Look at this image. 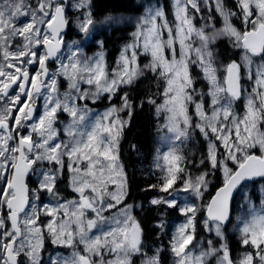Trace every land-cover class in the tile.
I'll list each match as a JSON object with an SVG mask.
<instances>
[{
  "label": "snow or ice",
  "instance_id": "obj_1",
  "mask_svg": "<svg viewBox=\"0 0 264 264\" xmlns=\"http://www.w3.org/2000/svg\"><path fill=\"white\" fill-rule=\"evenodd\" d=\"M139 6L143 14L136 18L131 42L123 45L115 67L110 69L104 41L95 37L102 29L124 23L125 18L106 16L95 20L93 0H35L34 5L29 0H0V52L5 61L0 63V101L4 102L0 107V209L7 210L6 217L0 216V229H4L0 232V264H43V228L53 245L74 249L67 258L50 256L48 264H96L92 256H100L105 247L116 253L107 264H132L133 254L145 257L141 264H160L161 249L151 256L142 252L143 229L133 211L143 205L124 203L130 193L120 163V141L134 108L129 94L124 92L119 106L113 104L90 124L89 110L76 103L89 96L99 99L104 94L111 101L146 72L164 82V102L156 107L158 113H167L165 127L174 139L183 142L190 130H198L209 139L207 154L200 160L206 170L195 177L182 166L183 155L175 149L164 153L167 164L159 191L167 197H153L148 202L176 209L184 216L170 245L177 258L175 264H210L213 257L216 264H264V211L251 209L253 192L264 194V0H232L231 4L229 0H214L215 15L210 9L204 17L207 23L199 28L193 23L196 17L192 10L200 13L208 0H172V22L158 0ZM72 9L81 10L77 28L82 40L66 43L65 30L72 25ZM217 19L222 26L216 27ZM221 38L241 50L240 61L233 60L224 67L223 79L217 75L213 50ZM88 41L100 49L92 57L82 55L81 44ZM141 53L150 57L143 66L139 63ZM49 62L59 67L50 72ZM30 66H36L32 73ZM193 68H199L208 82L210 115L204 94L196 91ZM245 76L254 81L251 91L242 83ZM57 77L67 78L68 91L60 93ZM81 83L91 90L82 91ZM10 90L15 95H10ZM242 97L245 111L238 117L233 104ZM41 98L42 112L37 104ZM148 102L156 104L151 98ZM192 107L198 122L190 115ZM121 112H127L129 119H122ZM61 113L71 117L63 129L70 137L67 142H58ZM65 169L72 174L69 186L78 199L55 207L43 204L42 193L56 201L61 199L59 182ZM217 172L222 174V183L207 203H197L204 200L211 177ZM32 175L37 178L36 187L30 188ZM178 182L182 187H174ZM109 186L115 190L109 191ZM156 187L150 185L149 189ZM36 201H41L42 211L51 218L47 224L37 223L41 208ZM234 202L239 208L249 206L248 217L237 219L242 224L241 243L255 250L246 252L238 262L230 255L226 236ZM121 204L123 207L111 217L115 226L90 236L98 223L108 222L103 213ZM89 210L95 217L85 219ZM61 213L66 219L57 220ZM6 220L11 222L10 230L5 228ZM157 226L163 228V222ZM198 226L214 233L219 247L208 240V248L193 256L189 245L196 238ZM77 244L84 245L83 253L75 250Z\"/></svg>",
  "mask_w": 264,
  "mask_h": 264
},
{
  "label": "rangeland",
  "instance_id": "obj_2",
  "mask_svg": "<svg viewBox=\"0 0 264 264\" xmlns=\"http://www.w3.org/2000/svg\"><path fill=\"white\" fill-rule=\"evenodd\" d=\"M136 4L140 5L142 2H148V0H135ZM171 2V7H172V0H170ZM29 3H32L34 5L35 0H29ZM151 3L155 4L157 3V0H151ZM158 3L160 5L163 6L162 0H158ZM164 7V6H163ZM165 9V8H164ZM212 9V15H215L214 12V0H208V6L204 7L203 10L200 13H195L194 10L193 13L195 15V19L193 20V23L196 27H201L202 25H204L205 23H207V21L204 19L205 16H207L209 14V10ZM166 12V10H165ZM142 8L140 9L139 12L137 13H113V14H109L107 16H113L116 17L117 19L123 17L125 18V22L120 24L119 26H115V27H119V29H121L120 32V37L122 38V40H120V48H119V52H117V55L115 57L114 60L110 61V59L108 58V54H107V49L104 47V54H105V60L107 62V64L109 65V68L111 69L112 67H115V63L117 58L120 55L121 52V48L123 47V45H125L126 43L131 42V33L133 31H135V23H136V18L140 15H142ZM167 14V12H166ZM82 18L81 16V10H76V9H72L69 12V18L72 20V35L71 36H67V34H65V41L66 43H71L73 40H82V34L79 33V30L77 28V18ZM106 17V16H104ZM104 17H100V18H95L93 15V18L97 21H101L104 19ZM167 18L170 22H172L174 20V16H173V9L171 14H167ZM22 19V18H21ZM237 26L240 27L239 22L237 21ZM222 26L219 23V20L217 19L216 21V27H220ZM109 28L107 30H101L100 34L98 36L95 37L96 40H103V32H109L110 29L113 30V28ZM210 30V29H209ZM225 39L229 45L232 47L231 42L227 39V38H221L218 39L215 42L214 45V52L216 53V58H217V64L216 67L218 68V77H220V79H223L224 76V67L230 63L227 62L225 60H223L222 56L219 54L217 48V43L218 41ZM17 43L20 42L19 38H17ZM192 42H193V47L198 46L196 43V37L195 35H193L192 37ZM176 49H177V53H179V43L177 42L175 45ZM81 48H82V55L84 56H88V57H92L94 56L100 49L97 46L96 43L92 42V41H88L85 43L81 44ZM235 49V48H234ZM13 51L15 50L14 48L12 49ZM240 50V49H237ZM64 62L67 63V55H68V49L65 48L64 50ZM240 56H241V50L239 52V57L238 59H236V61H240ZM150 57H146L145 55H143V53H141L140 57H139V63L141 66H143L144 64H147L149 61ZM193 59H195V55L193 53ZM233 61V60H232ZM13 63H16V61H11ZM0 63H5L4 59H3V55L2 52H0ZM59 67L58 63H53L50 66V72H54L57 68ZM29 70L31 71H35L34 67H29ZM12 71H14V69H12ZM192 71V75L195 77L196 79V84H195V88L198 94H204V99H205V104H206V111L208 112V114H211V97L207 94L209 91V85L208 82L204 79L203 77V73L201 72V70L199 68H193L191 69ZM244 73V70L242 69V74ZM58 80V84H59V90L60 93H64L66 91H68V80L65 77H57ZM242 83L244 84L245 88L248 91H251L254 81L252 80H248L247 77L245 76L244 80H242ZM81 90H91L90 86L87 85L86 83H81L80 85ZM18 91V89H17ZM120 93V92H119ZM121 94V93H120ZM10 95H15L14 92H12ZM120 97L121 95H116L112 98L111 101H109V99L107 98V94L102 95L99 99H94L93 97L89 96L88 98L84 99V100H77V106L80 108H84L87 107V109L89 110L88 113V121L87 123H91V121L103 114L105 112L106 109H108L109 107H111L113 104L119 106L120 104ZM162 100H160L159 104H163L164 102V97L163 95L161 96ZM116 99H118L119 101H116ZM38 101L41 102V104L43 105V99H39ZM116 102V103H115ZM4 104L3 101H0V107H2ZM158 104V105H159ZM39 109L40 112L43 111V108ZM245 99L242 97L240 100H237L234 102L233 104V112L238 116V117H242L245 111ZM195 109L194 107H192L190 109V115H192L193 117V121L194 122H198V119L195 115H193ZM16 110L13 109V114H15ZM158 114V116H160L161 120H160V124L159 125V129H158V133L156 138V146L154 148V153H153V159H152V163L150 166H148L144 172V177H148V176H155L156 178L159 179V185L158 187L154 190L153 192V197H167L166 193L160 192L159 191V186L161 183V178L163 177V175L165 174V169H166V164L167 162L163 160V155L165 152L169 151V149H175L179 154L183 155L185 158V164H183L182 166H185L187 168V171L193 176H197L200 174V172L205 171L206 170V165L205 166H201L200 165V160L206 156L207 154V148H208V143H209V139L206 138L204 135L200 134L198 130L196 131H191L190 130V135L189 138L184 139L183 142L181 141H176L174 139V134L169 132L168 129L165 127L166 124V116L167 113L166 112H156ZM39 114V113H37ZM120 117L122 119L127 120L128 118V114L127 112H121ZM59 119L61 121L60 124L57 125V128L60 130V135L58 137V142L59 141H64L67 142L70 140V137L67 136V134L63 131L64 126L66 124H68L71 120V117L67 114V113H61L59 116ZM261 130L264 131V125H261ZM11 143V142H10ZM218 143V147H220L221 149L223 148L222 144ZM257 154H259V152L257 151ZM67 162V161H66ZM157 165H160L159 167H157ZM125 171V170H124ZM126 173V171H125ZM67 175V179H68V184H70V180H71V173L65 169L63 171V174L61 176L62 177ZM148 175V176H146ZM33 176V187H36L35 181H36V176ZM127 176V174H126ZM219 178L221 180L222 183V174L220 172H217L213 177H211L212 183L214 182L213 179L214 178ZM60 179V180H61ZM128 180V177H127ZM220 183V184H221ZM220 186V185H219ZM174 187L180 188L182 187V184H180L179 182L177 183V185H175ZM70 190L72 192H74L72 190V188L69 186ZM114 186H109V191H114ZM210 191H212V184L209 185L208 190L205 193V197L203 201H197V203H207V201L211 198V195L206 196ZM74 196H69V197H65V196H60L61 199L59 201H56L55 199H53L49 194L47 193H42L41 196V200L43 204H48L50 207H55L57 206L58 203H63L66 200H73V199H78V194L74 192ZM214 194V192H213ZM182 195H187V194H182ZM152 197V198H153ZM151 198V199H152ZM189 199H191L190 196H188ZM237 199L239 200V197H237ZM264 200V194H257L255 191L252 194V203H251V209L256 212L259 213L261 211H264V204L261 203V201ZM37 203V207L41 208V212H40V220L37 222L40 225H44L47 224L49 222V220L51 219L50 217H48L43 211H42V204L41 201H36ZM125 203V201H124ZM139 205H143L144 206H149L150 204H139ZM123 207V204L118 205L116 208L110 209V210H106L103 215L108 219L107 223H103V224H99L97 228L93 229L89 235L90 236H95V235H100L101 233L108 231L111 227H114L115 225L113 224L111 217H113L114 215H116L119 212V209ZM161 207L164 209V214L161 216L160 220L157 221L156 226L159 225L161 222H163L164 227L160 228L157 226V230H159V240L156 243H150L147 242L146 239L144 241V237H143V241H142V252L146 253L148 256L154 255L157 249H161L160 251V264H175L176 261V257L174 255V253L172 252L171 249V241H172V237L176 231V228L178 225H180L181 223L184 222V216L182 214L179 213L178 210L173 209V208H168L165 205H161ZM142 207L139 208H135L133 211V215H135L137 217L138 220L139 217L136 214V210H145L148 207H145L143 209H140ZM234 210H233V217L230 220V223L227 224V231H226V236H227V243H228V247L230 248V238L231 235L233 236V239L239 241L238 246L236 248V250L234 251V254L232 255V257H234V261H239L246 252H254L255 250L247 245H243L241 243V233L239 231V228L242 227V224L238 221L237 217H245L247 218L249 215V206L246 204L244 206V208H239L237 207L236 203L234 202V206H233ZM0 216H4L2 214H0ZM198 216L200 217V219H203V214L200 215V213L198 214ZM95 217V213L91 212L90 210L86 213V217L85 219L88 218H94ZM57 220L60 219H66L63 217L62 213L60 215H58L56 217ZM141 223V222H140ZM23 224V215H21V225ZM75 227V226H74ZM5 228L6 229H11L10 226L5 224ZM199 226L197 227V232H198ZM4 230V229H3ZM43 232L45 233L44 236V248L41 251V256H42V261L43 264H48L49 258L50 256H56L57 254L60 257L63 258H67L69 257L72 252L74 251L73 248L70 247H64V246H59V245H53L51 243V237L50 235L47 233V229L43 228ZM196 232V238L192 241V244L189 245V249L191 250V254L193 256L199 255L201 251H204L208 248V244L207 241L208 240H212L214 242V246L219 247L218 243H215L216 241V237L214 235V233H208L207 231L204 230V228L201 226L200 232L197 233ZM78 239V238H77ZM83 249H84V245L83 244H77V248L75 250H79L81 253H83ZM135 256H141V261L145 258L144 256L140 255V254H133L131 256V260H133V258ZM116 257V253L112 252L110 250L109 247H105L101 249V255L100 256H96L93 255L92 259L94 261H96V264H107V261L110 260H114ZM133 264V261H132ZM210 264H216V260L213 257L211 259Z\"/></svg>",
  "mask_w": 264,
  "mask_h": 264
},
{
  "label": "trees",
  "instance_id": "obj_3",
  "mask_svg": "<svg viewBox=\"0 0 264 264\" xmlns=\"http://www.w3.org/2000/svg\"><path fill=\"white\" fill-rule=\"evenodd\" d=\"M170 0H162L163 6L167 14H171ZM232 0H229L231 4ZM141 7L136 4L135 0H93V15L95 18H100L113 13H137ZM70 26L67 36H71L73 31ZM121 29L115 27L109 32H103L104 47L107 49L108 58L110 61L114 60L120 48ZM223 60L230 62L239 57L240 50L234 49L229 43L222 39L218 41L217 48ZM164 89V82L160 80L156 74L146 72L144 76L138 78L136 83L132 86L123 87L119 95L124 92L129 94V99L133 103L134 108L129 125L124 129L120 141V163L124 166L128 177V190L130 195L126 198L127 204H147L153 197L154 190L159 185V179L155 176L144 177V172L148 166L151 165L153 159L154 148L156 146V136L160 124V116H158L156 105L162 100V93ZM156 101V104L149 103V99ZM116 101H119L116 99ZM116 103V102H115ZM129 118H127L128 120ZM135 146V147H133ZM66 176L62 177L59 182L60 196H74L69 188L68 179ZM212 191L206 196L212 195L215 189L219 187L221 180L217 177L213 179ZM150 185H156V188L149 189ZM136 210V214L141 222L143 229L144 241L156 243L159 240V230H157L156 222L160 220L164 214V209L161 205L144 206ZM202 213H200L201 215ZM199 226L198 232H200ZM230 238V252L234 254L239 241ZM143 241V240H142ZM232 257V256H231ZM234 259V257H232ZM141 256L133 258V264H141Z\"/></svg>",
  "mask_w": 264,
  "mask_h": 264
},
{
  "label": "flooded vegetation",
  "instance_id": "obj_4",
  "mask_svg": "<svg viewBox=\"0 0 264 264\" xmlns=\"http://www.w3.org/2000/svg\"><path fill=\"white\" fill-rule=\"evenodd\" d=\"M35 68L36 67H34V70H35ZM33 71H31V73H32ZM37 102H39L40 103V108H41V102L40 101H37ZM33 176H31L30 177V179H29V184H30V188L33 186ZM6 213H7V210L6 209H0V214H2V215H4L5 217H6ZM6 225H8V226H10L11 227V222L10 221H7L6 220ZM2 231H4L3 229H0V232H2Z\"/></svg>",
  "mask_w": 264,
  "mask_h": 264
},
{
  "label": "water",
  "instance_id": "obj_5",
  "mask_svg": "<svg viewBox=\"0 0 264 264\" xmlns=\"http://www.w3.org/2000/svg\"><path fill=\"white\" fill-rule=\"evenodd\" d=\"M70 28H68V29H66L65 30V33H67L68 32V30H69ZM31 67H36V66H31ZM48 67L50 68V62H49V64H48ZM50 70V69H49ZM30 71V73H31V70H29ZM15 87V86H14ZM12 93V90H10V94ZM37 104L38 105H40V103L39 102H37ZM40 109V108H39ZM28 183H29V181H28ZM29 187H30V185H29ZM233 205H234V203H233ZM233 217V210H232V213H231V218ZM230 223V222H229ZM228 223V224H229ZM229 252H230V250H229ZM230 255H231V252H230ZM232 256V255H231Z\"/></svg>",
  "mask_w": 264,
  "mask_h": 264
}]
</instances>
